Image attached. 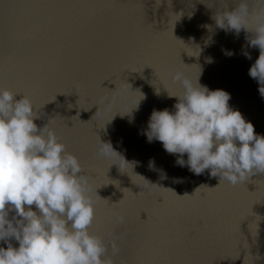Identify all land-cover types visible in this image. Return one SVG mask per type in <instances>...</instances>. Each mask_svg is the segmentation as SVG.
<instances>
[{
    "label": "water",
    "instance_id": "1",
    "mask_svg": "<svg viewBox=\"0 0 264 264\" xmlns=\"http://www.w3.org/2000/svg\"><path fill=\"white\" fill-rule=\"evenodd\" d=\"M237 3L0 0V89L28 96L38 128L79 158L95 207L89 231L112 264H264V173L236 186L197 175L144 134L153 110H173L182 72L228 92L264 135V97L249 76L260 51L214 19ZM100 142L127 163L98 155Z\"/></svg>",
    "mask_w": 264,
    "mask_h": 264
},
{
    "label": "clouds",
    "instance_id": "2",
    "mask_svg": "<svg viewBox=\"0 0 264 264\" xmlns=\"http://www.w3.org/2000/svg\"><path fill=\"white\" fill-rule=\"evenodd\" d=\"M214 19L226 32L251 34L249 46L260 54L249 76L264 97V0H255L254 6L238 0ZM224 54L234 55L231 50ZM173 80L183 91L168 94L177 100L173 110H153L144 133L148 141H160L167 153L177 155L180 166L195 174L209 170L233 186L264 173V135L229 106L230 94L210 90L182 72ZM16 96L0 89V241L7 244L0 247V264H112L105 259L101 238L89 231L95 207L79 158L67 151L54 129L38 128L28 96ZM98 155L127 163L110 143L100 142Z\"/></svg>",
    "mask_w": 264,
    "mask_h": 264
}]
</instances>
